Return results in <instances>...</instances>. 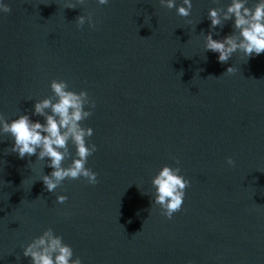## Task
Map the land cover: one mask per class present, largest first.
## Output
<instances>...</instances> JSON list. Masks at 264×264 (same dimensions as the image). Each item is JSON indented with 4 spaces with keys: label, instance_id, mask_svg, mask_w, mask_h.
I'll list each match as a JSON object with an SVG mask.
<instances>
[{
    "label": "water",
    "instance_id": "obj_1",
    "mask_svg": "<svg viewBox=\"0 0 264 264\" xmlns=\"http://www.w3.org/2000/svg\"><path fill=\"white\" fill-rule=\"evenodd\" d=\"M192 2L185 18L182 0H0L11 7L0 11V113L44 123L32 113L55 102L53 79L86 90L96 108L82 126L98 147L86 166L99 174L48 192L47 158L21 159L0 135V264H31L24 249L48 228L83 264H264V53L220 63L206 35L224 39L234 18L213 30L208 14L231 0ZM88 14L96 27L79 28ZM164 166L191 182L172 219L154 203Z\"/></svg>",
    "mask_w": 264,
    "mask_h": 264
},
{
    "label": "clouds",
    "instance_id": "obj_2",
    "mask_svg": "<svg viewBox=\"0 0 264 264\" xmlns=\"http://www.w3.org/2000/svg\"><path fill=\"white\" fill-rule=\"evenodd\" d=\"M85 2L86 0H78L81 5ZM98 3L107 5L109 0H98ZM160 4L168 9L177 7L176 0H160ZM247 4L248 0H231L226 10H209L208 18L213 30L218 26L222 28L225 22L234 18L235 31L224 39H213L211 32L206 35V51L219 53L220 63H227L237 51L242 52L248 59L264 53V0H258L254 7H248ZM67 8H77L76 3L68 4ZM192 8V0H182L177 14L189 17ZM0 11L10 13L11 7L0 3ZM76 23L79 28H83L85 23L91 28L96 27V21L91 14L77 17ZM236 71V68L229 67L225 73L235 74ZM51 89L55 94V102L52 97L37 101L32 113L44 117V123L33 122L26 114H21L9 122L0 113V135H10L13 138L14 144L9 153H18L21 159L37 156L38 160L44 161L47 158V167L53 169L42 178L48 192H55L66 179L78 180L83 177L88 184L96 185L99 183V174L86 166L88 158L98 151L95 143L91 146L87 143V138L94 134V130L82 126V122L93 115L96 102L86 90L79 93L70 90L66 80L53 79ZM86 106L89 110H86ZM70 143L76 148L75 158L65 167L64 161L72 157ZM227 163L236 165L231 156L227 158ZM180 172V167L164 166L152 181L156 189L154 203L160 206L161 214L168 219L181 211L186 189L191 183ZM67 200L66 195L57 197V203L60 204ZM23 255L31 258V264H83L81 258L73 259V248L64 243L63 237L56 235L52 228H48L28 244Z\"/></svg>",
    "mask_w": 264,
    "mask_h": 264
}]
</instances>
